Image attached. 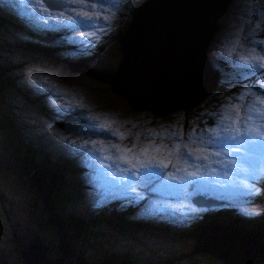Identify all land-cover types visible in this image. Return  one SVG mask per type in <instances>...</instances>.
<instances>
[{
	"label": "rangeland",
	"instance_id": "obj_1",
	"mask_svg": "<svg viewBox=\"0 0 264 264\" xmlns=\"http://www.w3.org/2000/svg\"><path fill=\"white\" fill-rule=\"evenodd\" d=\"M105 1L108 3L109 10L106 12L92 10L90 12L92 22L90 24L80 21L79 18L76 24H72V21L66 19L68 12H71L75 17V13L84 7L77 4L70 6L65 13V17H59V13L64 9H52L51 15L58 17L63 23L56 24V20L49 18L48 23L45 24L43 20L41 21V19L36 17L37 13L34 11L35 0H0V61L2 63L0 67L10 65L9 74L14 77L16 83V85L8 87V90L3 93L0 102L2 110H9L10 114L12 113V117L6 116L3 118L2 116L1 119L5 120L10 127H17L21 133L19 137L21 142L34 139L33 142L43 143L53 157L49 156L47 151L41 150L42 146L39 148L38 146L34 147V149L44 152L54 162L69 166L68 174L74 171L73 186L58 188L57 185L56 191L61 192L60 195L62 197L70 196L69 198H73L74 194L79 191L80 194L79 196L76 194V197L80 200V208L85 210L84 213H87L85 217L98 219L123 215L126 219L127 228L129 226L128 222L131 221L135 223L143 222L151 226L159 223L158 219L161 217L156 214L161 209L145 205V203L140 204L137 199L132 201L130 197L122 195L118 187L109 182L111 176L106 175L109 170L108 165L104 163L105 157L103 154H96L93 149L85 150L83 155L88 167L86 166L87 170L81 173V162L78 154L72 153L73 151L71 150H77L79 141L85 135H90L93 132L87 121L86 114L80 111V107L75 110L81 118L77 121L75 131L67 132L55 125L50 114L54 105L44 94L39 93L41 87L38 81L45 78L44 73H49L51 78L62 79L67 86L92 94L94 97H89L88 95L86 97L91 101L94 110L115 113V123L122 127L121 131L126 136L125 143L129 144L128 147H131L133 141L137 142L139 146L145 140V133L157 130L163 138L165 135L170 137L169 142H165L164 139L166 144L172 146L175 143H180V150L185 151L183 144L190 143L188 133L191 129L194 128L196 130L197 139L202 131L204 132L205 140L208 136L215 135V132L207 130L216 129L218 131L224 115L213 114L214 112L217 114L222 113L228 108L229 102L233 100L234 90L237 91V95L232 105L243 106L241 108V116L244 115L245 107H249L258 99H264V77L256 79L248 95L243 96V99H239L257 73L242 74L241 83H231L229 81H235L236 77H239L241 73L237 69L230 72L222 71V68L226 70L229 63L233 64L231 58L227 55L228 41H233L234 37H238L237 50L244 47L250 39H262L264 37V0H226L225 8L223 6L225 0H223L221 10L218 13L211 10L220 0H209L207 9L204 12H202L201 7L197 6V2H202L203 0H168L166 7L169 10L167 12L180 7L190 14L183 19L184 25L182 27L178 24L179 20L176 21L174 28L169 27L167 24L174 21L172 17L162 21L160 26L178 31L180 40L192 35V30L198 31V34L194 35L196 42L191 48L198 51L199 42L201 41L203 51L201 52L200 47V53L205 54V59L211 66L201 83L194 80L188 84H185L186 80L182 81L177 77L179 72L172 80L164 81V83L160 82V74L156 80L152 75V72L156 71H150L148 67L140 68L144 65L140 63L138 65L139 68L114 67L121 54L118 38L124 36L133 24L131 31L142 29L143 27L149 28L151 24L155 25L152 13L159 5H162L164 0H147L149 3L144 11H141V7H137L141 0H117L115 7L111 6L113 0ZM191 5L197 6L198 10L191 11ZM96 6L98 5L96 4ZM211 14H213L212 21H210ZM42 15L45 18L48 17V13H43ZM209 22L211 23L207 28ZM62 29H66V31H62ZM56 30L61 31V39L52 34ZM94 30L97 32L96 36L85 37L81 35L82 32L91 33ZM35 37L37 38L34 39ZM39 44H45L48 47L42 48ZM178 47L173 46L170 48H175L183 58L186 54V48ZM243 56L246 55H239L238 62ZM223 57L228 62L223 61ZM197 59L198 55L195 54L191 67H197L195 63ZM214 63L216 65L219 63L220 66L215 67ZM112 67H114L113 70ZM127 69L136 77L133 80L129 79L134 91L144 97H155L156 99L139 98L127 87L122 78L123 72ZM215 70L218 71L217 75L213 74ZM141 76L144 78L143 82L138 79ZM147 81L152 83V87L146 84ZM199 84L202 85L200 88ZM95 87H101V91H104V94L111 99L109 105L100 102H105V99L98 97L97 91L99 89ZM165 90H167V94H164ZM195 92L198 93L193 97L187 96ZM79 93L83 94L81 91ZM126 94H128V97ZM9 96L16 98V105L7 99ZM34 97H39L41 101L35 100ZM197 97H200L199 103L195 102ZM125 100L132 105L133 108L131 107V110L125 108V106H130ZM46 105L51 108H47ZM24 117L27 118V121L23 120ZM13 124L16 126H13ZM23 124L31 131L33 139L23 133V129H21ZM181 132L184 133L183 136H181ZM173 133L176 135L173 136ZM15 134L13 132L7 136L0 130V162L2 163H5L6 160H16V163H21V157H19L21 155L15 156L14 154L13 147L16 145L14 146L8 140V138H12L10 135L15 137ZM137 134L140 137L138 141L136 140ZM156 143H160V138L156 139ZM191 146L193 149L197 147V145ZM17 147L16 154L22 150V145L20 144ZM216 150L212 147H207L206 149L207 152ZM99 152L104 153L106 149L104 148V151ZM63 154L72 155V158H63ZM193 154L197 153L194 151ZM229 158H231V154L225 153L218 159L224 162ZM212 159L215 160L217 158L213 157ZM173 162L175 163V159ZM198 163L206 164L208 162L200 161ZM46 164L47 161H45ZM225 165L226 163L224 162L223 164H211V167L219 170L224 168ZM94 166L103 172L95 173L94 171V175ZM177 166L181 168L187 167L182 161ZM169 168L172 167L170 166ZM188 169L195 170L194 167H189ZM33 171L29 164H25V168H22L21 171L13 169L12 173L9 170L0 169V253L9 257L7 260L8 264H22L21 255L17 259L15 253L16 251L19 253V248L26 244L29 239L39 237L43 241L45 234L47 235V232L52 229H54L56 238H58V228L55 227V223L48 222L47 216L49 213L46 208L42 206L41 211V205H39L41 214L36 215L35 210L27 207L30 201L33 202L36 198L42 199L38 193L35 196L36 193L30 190V175H32ZM202 173L207 175L206 172L202 171ZM55 175L51 171L48 173L51 180H54ZM183 175L185 174L183 173ZM80 177L83 180L82 184L88 186H80ZM91 178L95 181H92ZM236 179L239 180V184L248 183L242 177ZM97 180L100 183H97ZM125 182H127L126 179L120 180L119 183ZM239 184L236 187H222L221 184H204V186L210 191V195L214 196L215 201L219 202L226 200L227 193L234 191L239 187ZM32 187L38 192L34 184ZM256 187L261 192V195L255 197L247 205L254 211V214H244L238 210L243 216H248L249 218L247 219L240 218L239 214L236 215L232 211H225L224 209L218 211L220 207L218 204L204 213L201 209H205V207L202 205L198 216L194 212H188V209L180 211L168 210V219L174 214L178 215L180 212H184L191 215V218L186 221L193 222L186 228L176 227V231L166 232L167 238L157 228H155L157 229L155 232H152L153 236H147L141 232L128 234L127 231L129 230L113 233L112 235H98L94 238L96 240L94 247L100 250L106 249L107 253L110 254L127 255V258H133L136 262L127 264H212L217 261L204 258V254L198 256V253L206 251L216 255L215 257L217 258H221L222 255H217L214 252L221 251L219 247L222 246L217 239L213 238L214 229H227L231 233H238L246 238L256 239L264 246V181L257 183ZM69 188L73 191H70ZM107 193L112 194L111 198L107 200L111 206L105 208L97 206V208H92L93 210L90 213L88 209H91V204L105 197ZM50 198H52V195H49ZM239 199V196H237L234 201L236 205L233 207L237 209ZM213 201L214 199H212L211 203ZM200 202L205 203L206 198L202 197ZM65 205L69 210L73 209V204H64L62 207ZM52 206L54 209L55 204H52ZM112 206L122 207L123 211L119 213ZM198 208L199 206L196 207V209ZM131 217L136 219H131ZM151 218L154 220H151ZM196 225L203 226H201L199 236L194 240L183 238L188 233H194L195 228L192 227ZM206 226H214V228L209 229ZM73 227H65V230ZM145 233L148 234L150 232ZM63 237L66 238L64 241L70 248L68 251L72 252L70 241L77 239V237L72 232L67 231H65ZM87 237L88 240L93 239L91 235L85 236V238ZM80 243L85 246V243L89 242L85 239H80ZM83 251H86L85 247H83ZM188 251L193 254L185 255L184 257L186 258L180 257ZM99 253L100 251L97 252V254ZM177 254L179 255L178 257L176 256ZM224 256L227 257L226 254ZM90 257L91 260L98 258L95 256ZM174 257H177V260ZM228 257L230 259L228 264H238L237 261L241 260L236 256L228 255ZM249 257V261L254 260L252 264H263L262 260H264V257L258 255L255 258L253 250L250 251ZM143 258L146 260H142ZM246 261L242 264H249ZM85 262H88L87 259ZM0 264L3 263L0 261Z\"/></svg>",
	"mask_w": 264,
	"mask_h": 264
},
{
	"label": "snow or ice",
	"instance_id": "obj_2",
	"mask_svg": "<svg viewBox=\"0 0 264 264\" xmlns=\"http://www.w3.org/2000/svg\"><path fill=\"white\" fill-rule=\"evenodd\" d=\"M97 2L101 5L106 3L105 0H35L34 11L45 24L48 23L49 18L56 20V24H61L63 21L58 17H53L50 10L64 9L59 13V17H65V13L71 5H83L84 7L75 13V17L71 12H68L66 19L72 21V24H76L78 18H82L79 20L90 24L92 22L90 12L95 9ZM116 3L117 0H113L111 6L115 7ZM101 11H103V8H101ZM43 13H48V17L45 18L42 15ZM81 35L85 37L96 36L97 32L95 30L91 33L82 32ZM234 67L243 75L264 72V50L248 53V55L241 57ZM244 95H248V93L243 94L239 99H243ZM242 107V105H232L234 116L224 117L227 124L221 121L218 131L216 129L207 130L215 132V135L208 136L206 140L203 131L197 139L196 130L191 129L188 133L190 143L183 144L185 151L180 150V143H175L172 146L166 144L160 133H156L150 140L145 137V140L149 142L142 145L138 146L137 142L133 141L131 147H121L120 142L124 141L126 136L118 129H113L112 124L114 121H108L107 119H105V122L100 123L98 128L94 124L90 127L106 138L115 137L117 139L118 142L106 146L109 155L105 159L113 162L109 167H115L120 173L128 174L125 178L127 182L119 183L122 178L118 174L106 173V175L111 176L109 182L116 185L120 193L130 197V200L134 201L141 198L132 195L136 191L134 185H140L148 192H159L162 188L174 185L170 181L179 180L180 183L175 185H180L187 191L188 185L196 182L221 184L222 187H235L239 184V180L236 178L242 177L248 183L239 184V187L235 189L240 197L238 210L244 214H254V211L247 205L255 197L261 195L256 185L260 181H264V99H258L249 107H245L243 116H241ZM172 135L175 136L176 134L173 133ZM183 135L184 133L181 132V136ZM139 138V134H137L136 140L138 141ZM157 138H160V143H156ZM191 145H197V147L193 149ZM207 147L217 150L207 152ZM99 150L104 151V147ZM194 151L197 154L194 155ZM225 153L231 154V159L227 162L228 167L219 170L211 167V164H223L224 162L218 158ZM213 157L217 159L213 160ZM174 159L175 163L173 162ZM181 161L187 167H178L177 165ZM200 161L208 163H198ZM123 165H127V167ZM170 166L174 171L168 172L166 178L164 170ZM189 167H194L195 170L189 172ZM202 171L206 172L207 175L201 174ZM181 172L185 175L177 176V173ZM136 176H139L140 179L135 180ZM193 211L195 209H188V212Z\"/></svg>",
	"mask_w": 264,
	"mask_h": 264
},
{
	"label": "trees",
	"instance_id": "obj_3",
	"mask_svg": "<svg viewBox=\"0 0 264 264\" xmlns=\"http://www.w3.org/2000/svg\"><path fill=\"white\" fill-rule=\"evenodd\" d=\"M42 48H47L48 46L46 45H41ZM0 64L1 61H0ZM10 65H6L3 67H0V102H1V96H2V92H3V87L6 85L5 83L11 82V78L6 74V67H9ZM114 69V67H112V70ZM235 83H241V78L240 77H236ZM250 87V86H249ZM98 88L99 91L98 92V97L100 99L104 98L105 102L100 101L102 104L105 105H109L110 104V98L108 96H106L104 94V91H101V87H95ZM96 92V93H97ZM234 92H236V90H234ZM111 95V94H110ZM114 96V95H111ZM117 97V96H116ZM118 100H120L119 97H117ZM121 101V100H120ZM126 101V100H125ZM130 106H125L126 109L131 110L133 107L132 105L126 101ZM196 103L200 102V99H198L197 101H195ZM194 102V103H195ZM122 104V102H121ZM192 104V103H191ZM123 105V104H122ZM132 107V108H131ZM139 110V109H137ZM160 114H166V113H160ZM2 117V111L0 109V119ZM185 119V117H184ZM183 119V120H184ZM4 121L3 119L0 120V127H2L4 125ZM13 126H16L13 124ZM16 133L15 137L13 135H10V137L12 138H8V140L13 144V150H14V154L15 156H18L15 152L18 150V147L20 144L22 145V153H21V162H27L26 164H29L34 171H40L43 174V177L47 180V182L49 183L50 186L49 190L51 191V195H52V199L55 202V204L57 205L59 212L61 214V220L64 222V225L66 227H71L74 226L72 229V234L76 235V236H80V239H85L87 240L89 243H85V246H82L80 243V239L78 240H73L71 241V246L73 247V251H72V255H77V254H82L85 256V258L89 259V261L87 262V264H127V263H136L134 261L133 258L129 259L127 258V255H120L118 253H114V254H110L107 253L106 249L100 250L96 247H94V242L96 241L94 238L98 235H103V234H110L112 235L113 233H119V232H123L124 230H129L127 231L128 234H136L138 232L144 233L147 236H152V232H155L157 229L160 230V233L164 234V237L167 238V233L171 232V231H176V227L179 228H186L188 226L191 225V223L193 221H183L181 222V224H177V223H168V221L166 220H160L158 219L159 223L158 224H153L151 226L146 225L145 223L141 222V223H135V222H128L129 226L127 228L126 226V219L123 215H117V216H109V217H101L98 219H91V218H87L85 217L87 215V213H84L81 211L80 206L78 207L77 205V198L76 194H80V192H76L74 194V197L69 198L70 196H64L62 197L60 195L61 192L56 191V186L58 185V188H61L62 186H66L67 187H71L73 186V182H74V178H73V172H71L70 174H68L69 171V166L57 163V162H51V160L46 156V154H42V152H40L39 150L34 149V147L32 146V144H30L27 140H25V142H21V140L19 139V137L21 136L20 131L17 129V127H10V125H8V129H7V136L10 133ZM23 133H25V135L28 136V134L26 133V131L23 129ZM16 148V149H15ZM41 150H45L47 151L48 155L51 156L50 152L46 149V148H40ZM45 157V158H42ZM45 161H47V164L45 165ZM16 160L13 161H7L5 163L0 162V169H5V170H9L12 173L13 169H16L17 171H21L22 168H25V165H21V163H16ZM49 170V171H48ZM53 172L55 175L54 180H51L50 176H48L49 172ZM64 180V181H62ZM83 180L81 179V177L79 178V184L82 187H86L88 185H84L82 184ZM80 189V188H78ZM30 190L33 191V189L30 186ZM70 191H73L69 188ZM67 190V191H69ZM109 200V199H108ZM73 204V209L72 210H68L66 205L62 207V205L64 204ZM121 204V202H120ZM31 205H33V207H31ZM39 205H41V202L39 203L36 199L32 202L30 201L29 204L27 205V207L29 209H33L36 211V215L41 214L42 211V205H41V211L40 208L38 207ZM111 206L110 204H108L107 200L104 201L101 205H99L98 207H109ZM121 206V205H120ZM113 207V206H112ZM116 210L119 211V213L121 211H123L122 207H118L115 206L113 207ZM75 209V210H74ZM88 209V208H87ZM93 209L89 208L88 211L91 213ZM120 217V218H119ZM131 219H136L135 217H131ZM129 219V220H131ZM224 219V218H223ZM151 220H154L153 218H151ZM211 223V222H209ZM161 224V225H160ZM166 225V226H165ZM202 225H196L192 228H195L194 233L192 234H187L185 236H183V238H191V239H196L200 232H201V227ZM208 226H206L207 228ZM139 228V229H138ZM157 228V229H155ZM168 228V229H166ZM248 229V228H247ZM190 231V230H189ZM145 232H150L148 234H146ZM167 232V233H166ZM158 233V234H160ZM91 235V237L93 238L92 240H88V236L87 238H85V236L87 235ZM45 241H43V244H48L49 248H48V252H47V256L48 257H53L55 254V246L58 243L57 238H56V233L54 230H50L47 232V235L45 234L44 236ZM83 247L86 248V251H83ZM193 248V247H192ZM16 250V249H15ZM93 251H95V253H93ZM99 254H97V252H99ZM122 254V253H121ZM193 253L191 251H188L184 254H182L180 257L181 258H186L184 257L185 255H192ZM201 254H204V258L207 259H214L217 262H213L212 264H228L222 257H215L216 255L209 253V252H200L198 253V256H201ZM20 255V253H18L16 251L15 253V257L18 259V256ZM111 255V257H110ZM206 255V256H205ZM89 256H95L98 257L97 259H93L91 260V257L89 258ZM177 257L179 256L178 254L176 255ZM177 257H174L175 260H177ZM9 257L6 256V254L2 255L0 253V261L3 264H8V260ZM16 259V260H17ZM138 259V258H137ZM91 260V261H90ZM142 260H146V259H142ZM263 264H264V260ZM140 262H144V261H140ZM259 264V263H258Z\"/></svg>",
	"mask_w": 264,
	"mask_h": 264
},
{
	"label": "water",
	"instance_id": "obj_4",
	"mask_svg": "<svg viewBox=\"0 0 264 264\" xmlns=\"http://www.w3.org/2000/svg\"><path fill=\"white\" fill-rule=\"evenodd\" d=\"M223 0L211 10L213 12H219L221 9ZM147 0H141L137 7H141V11H144L148 5ZM168 0H164L162 5H159L152 16H155L164 11ZM227 1L225 0L223 6H226ZM224 6V8H225ZM213 20V14H211L210 21ZM134 24L127 30V33L119 39L120 43V56L117 60L114 67H138L139 63L146 64L149 59V63L146 67H157V58L159 55V50L157 46L162 47V42L168 40L169 38L179 37L178 31H173L171 28L167 27H155L154 24L148 28L136 29L132 30ZM125 37V39H124ZM127 39V41H126ZM177 45H170V47ZM178 47V46H177ZM179 49V47H178ZM187 50V49H186ZM180 51V49H179ZM203 51V47L201 45V52ZM176 51L175 48H170V52L168 58L165 60L161 67H177V60H182L183 58ZM198 59L195 61L197 67H211L209 63L205 59L204 53H198ZM215 67L220 66L219 63L217 65L214 63ZM149 69V68H148ZM150 71H153L149 69ZM153 77L157 80L159 78L158 72H152ZM128 97V94H126ZM193 104V103H192ZM31 180L33 184L39 191V195L41 196L43 202L42 205L46 208L49 215V222L55 223L58 228V247L60 251V255L58 257H53L52 259L48 258L45 254L46 244L39 243L38 239L36 242L33 240H29L28 244L19 248L21 260H23V264H63L61 257L63 255H67V251L70 249L64 241L63 237V226L61 225V221L54 213L53 206L49 200V195H51V191L49 187L46 185L43 175L40 171H33L31 175ZM43 251V253H42ZM86 259L81 255H76V258L73 263L69 261V264H81L85 262ZM238 264H242L240 260L237 261Z\"/></svg>",
	"mask_w": 264,
	"mask_h": 264
},
{
	"label": "bare ground",
	"instance_id": "obj_5",
	"mask_svg": "<svg viewBox=\"0 0 264 264\" xmlns=\"http://www.w3.org/2000/svg\"><path fill=\"white\" fill-rule=\"evenodd\" d=\"M208 3H209V0H203L202 2H199L198 1L197 2V6L198 7H201L202 12H204L207 9V4ZM197 6L191 5L190 6V10L191 11H194V10L197 11L198 10L197 9ZM168 10L169 9L167 7H165L163 13H159V14H157V15L154 16V19H155V22L154 23H155V25H156L157 28L160 27V23L162 21H164L168 17L174 18V21L173 22H170V23L167 24V25H169V27L174 28V25H175V23H176L177 20H179L178 21V24L182 27L184 25L183 19L186 18L187 16H189V14H190L188 11H184L180 7L174 8V10H171V11L167 12ZM209 16H210V14H209ZM79 19H81V18H79ZM41 21H42V19H41ZM22 23L24 24V22H22ZM210 23L211 22H209L207 28L209 27ZM62 31H66V29H62ZM52 34H55L59 39H61V37H60L61 31L60 30H56V31L52 32ZM191 34L192 35H189L186 39H182V40H180L179 37H175V36L173 38L171 37L168 40L162 42V47L157 46V48L159 50V55H158L157 64H156L157 67H148V68L151 69V70H154V71L158 72L161 75L160 82H163L164 83V81H170V80H172L178 72L179 73H178L177 77L179 79H181L182 81H185L186 80L185 81V84L191 83L194 80L197 81V82L200 81V83H201V80L206 77V75L208 73V70H209V67H191V62H192L193 58L195 57V54L200 53V47H201V41H200L199 42L198 51H195L193 48H191V46L196 42V40L194 38V35L196 36L198 34V31L192 30L191 31ZM171 44L172 45L175 44L177 46H182L183 48H186L187 49L186 50V54L184 55V57H183L182 60H177V67H161L163 65V63L165 62V60L168 58V55H169V52H170V45ZM148 63H149V59L146 62V64H144L140 68L146 67V65ZM213 74L217 75L218 74V71H216V70L213 71ZM142 77L143 76L138 77V79L141 82L144 81V78H142ZM122 78L124 80V83L127 85V87L133 93H135L139 98H147V99H153V100L156 99L155 97H144L142 94L137 93V92L134 91V89L132 87V83H131V81L129 79L133 80L136 77H135V75L133 73L130 72L129 69H127V70H125L123 72ZM146 84L152 87V83L150 81H147ZM201 86L202 85L199 84V88ZM164 94H167V90L164 91ZM21 129H23V128H21ZM42 154H45V153L42 152ZM62 157L65 158L66 155L63 154ZM51 162H54V160L52 159ZM93 174H94V170H93ZM30 181L32 183L31 175H30ZM44 181H45V183H46L47 186H50L49 183L47 182V180L45 178H44ZM92 181H95V180L92 179ZM96 182L97 183H100L99 180H97ZM101 191H103V190H101ZM38 195H39V191H38ZM39 197L41 198L40 195H39ZM59 220L61 221V223H64L61 219H59ZM65 227L63 226V229H65ZM207 228L212 229V228H214V226H208ZM214 230L215 231H214L213 238L214 239H217L222 244V246L219 247L221 251H214V252L217 255H222L221 257L227 263L230 262V259H228L229 258L228 255H229V256L239 257L241 259L240 260L241 262H244V261L248 260L246 262H248L249 264H252V262L254 260L253 261H249V259H250L249 253H250L251 250H253V252L255 253V258L258 255L264 257V246L261 245V242L260 241H257L256 239L246 238L245 236L239 235L238 233H231V231H228L227 229H214ZM36 239H38L39 243L43 244L42 239H40L39 237H34L32 239H29V240H33V242H36L37 241ZM65 239L66 238H64V240ZM29 240H28V242H29ZM28 242L26 244L22 245V246L27 245ZM19 253H20V250H19ZM42 253H43V251H42ZM225 254L227 255V257L224 256ZM87 261H89V259H87ZM21 263L23 264V260H21ZM81 264H86V262H83Z\"/></svg>",
	"mask_w": 264,
	"mask_h": 264
},
{
	"label": "flooded vegetation",
	"instance_id": "obj_6",
	"mask_svg": "<svg viewBox=\"0 0 264 264\" xmlns=\"http://www.w3.org/2000/svg\"><path fill=\"white\" fill-rule=\"evenodd\" d=\"M228 43H229V41H228ZM228 46H229V44H228ZM227 46V47H228ZM229 67V66H228ZM8 76H9V74H8V72L6 73ZM13 85V83H12V80H11V82H8L4 87H3V92H2V95H3V93L4 92H6L7 90H8V87H10V86H12ZM198 92H195V93H192V94H188L187 96L188 97H193L194 95H196ZM2 97V96H1ZM198 99H200V97H197V100ZM1 105V104H0ZM0 109H1V111H2V116H3V118L4 117H10V115H9V113H8V111H3L2 110V107L0 106ZM4 121V125L2 126V131H3V133H5L6 135H7V129H8V123L5 121V120H3ZM32 188V187H31ZM33 189V188H32ZM33 191L36 193V190L35 189H33ZM35 196H37V193H36V195ZM36 200L40 203L41 202V205H42V202H43V200L41 199V200H39V199H37L36 198ZM50 200V202H51V204H55V202L53 201V199L52 198H50L49 199ZM77 204H78V199H77V202H76ZM69 204V203H68ZM32 206V205H31ZM43 206V205H42ZM68 209V208H67ZM69 210V209H68ZM54 213L57 215V217L59 218L60 217V212H59V209H58V207H57V205L55 204V206H54ZM48 222H49V218H48ZM49 223H51V222H49ZM52 230H54V229H52ZM65 231H67V232H72V230L71 229H64V232H63V235H65ZM90 235V234H89ZM76 236V235H75ZM77 237V239H73V240H78V239H80V236L78 235V236H76ZM72 240V241H73ZM43 241H45V238H43ZM57 241H58V238H57ZM66 243V242H65ZM67 244V243H66ZM58 243L56 244V246H55V252H54V256L53 257H58L59 255H60V251H59V248H58ZM70 246H71V241H70ZM48 248H49V245L48 244H46V247H45V254H46V256H47V252H48ZM71 251H73V247L71 246ZM77 255H81L82 257H84L85 258V256L84 255H82V254H77ZM48 257V256H47ZM53 257H48V258H50V259H52ZM75 258H76V255H72V252H70V251H67V255H63L62 257H61V260H62V262H63V264H64V259H65V264H69L68 262L69 261H71V263H73L74 262V260H75ZM86 259V258H85ZM86 264H87V262H86Z\"/></svg>",
	"mask_w": 264,
	"mask_h": 264
},
{
	"label": "clouds",
	"instance_id": "obj_7",
	"mask_svg": "<svg viewBox=\"0 0 264 264\" xmlns=\"http://www.w3.org/2000/svg\"><path fill=\"white\" fill-rule=\"evenodd\" d=\"M234 43H235V45L237 46V44L239 43V41H238V37L235 39Z\"/></svg>",
	"mask_w": 264,
	"mask_h": 264
}]
</instances>
